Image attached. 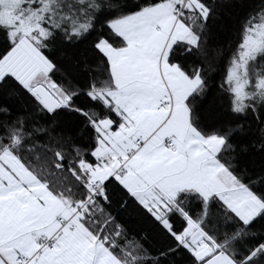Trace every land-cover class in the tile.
I'll return each instance as SVG.
<instances>
[{"label": "snow or ice", "instance_id": "6c2138e0", "mask_svg": "<svg viewBox=\"0 0 264 264\" xmlns=\"http://www.w3.org/2000/svg\"><path fill=\"white\" fill-rule=\"evenodd\" d=\"M0 264H264V0H0Z\"/></svg>", "mask_w": 264, "mask_h": 264}]
</instances>
